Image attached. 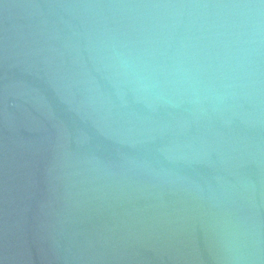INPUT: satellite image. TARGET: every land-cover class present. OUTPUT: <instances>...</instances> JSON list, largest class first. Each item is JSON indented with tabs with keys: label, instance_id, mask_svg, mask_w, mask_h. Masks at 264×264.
<instances>
[{
	"label": "water",
	"instance_id": "1",
	"mask_svg": "<svg viewBox=\"0 0 264 264\" xmlns=\"http://www.w3.org/2000/svg\"><path fill=\"white\" fill-rule=\"evenodd\" d=\"M0 264H264V0H0Z\"/></svg>",
	"mask_w": 264,
	"mask_h": 264
}]
</instances>
